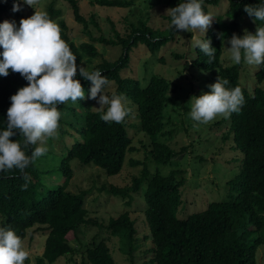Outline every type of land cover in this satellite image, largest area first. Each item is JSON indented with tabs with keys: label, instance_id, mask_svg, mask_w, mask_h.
Segmentation results:
<instances>
[{
	"label": "trees",
	"instance_id": "16d2710c",
	"mask_svg": "<svg viewBox=\"0 0 264 264\" xmlns=\"http://www.w3.org/2000/svg\"><path fill=\"white\" fill-rule=\"evenodd\" d=\"M66 1L70 4L74 21L82 25L83 32L90 41L76 47L71 30L65 22L59 23L62 38L77 56L78 66L82 63L83 55L91 59L99 55L94 43L121 48L119 58L114 61L104 60L91 70L101 71L111 82L109 86L114 89L113 93L126 97L131 108L127 117H138L139 126H136L149 139L150 150L145 153L141 162L131 159L129 154L134 152L135 148L132 146L129 130L135 128V124L128 122L126 118L122 123L105 122L101 116L106 107L101 111H91L89 101L93 99L88 97L92 85L90 81L79 76L78 72L76 78L81 81L85 90V99L77 101L80 109L84 110L83 113L78 114L68 102L58 106L61 112L58 129L61 139L73 138L70 130L78 135L66 148V154L58 162L56 170H53L62 175L64 184L52 187L44 184V177L51 171L41 170L39 167V161L43 164V156L24 170L30 176L26 190L21 188L25 180L24 174L19 170L0 172V227L12 228L23 241L28 234L30 239L36 234L45 237L44 248L42 254L36 257V264H56L62 258L72 261L74 255L80 256L78 264H116L104 240H93L86 245L80 243L79 234L83 226L105 228L111 237L118 239L119 252L132 260L139 244L135 220L131 218V213L125 211L115 218H110L104 227L88 215L85 208L87 192L72 193L66 190L73 177L70 167L73 160L83 168L96 167L108 177L119 175L123 165L129 160L132 167H142L139 175L133 176L130 185H109L107 188L102 187L100 191L120 197L129 207L133 202V195L139 194L145 185L144 221L152 243L149 251L153 254L152 259L145 264H256V251L260 246L264 247V89L257 86L253 92H248L240 83L242 62L223 66L221 55L227 38H231L234 33L242 36L240 28L244 19L254 21V18L244 11L245 5H259L264 3V0H228L226 12L215 17L201 38L210 39L216 49L212 63H207L208 57L199 48L193 49L195 58L190 66L198 71L214 74L218 78L228 79L229 88L239 86L245 103L238 113H232L230 118L222 121H228V131L223 139L231 141L229 147L237 154L231 162L238 164L235 166L237 172L226 182L227 200L210 203L204 211L188 215L186 218L185 209L190 205H185L182 213V172L173 170L164 176L158 172L151 173L147 167L149 162L168 166L177 162V158L181 159L187 151V147H182L177 152L167 143L160 141L161 136L170 135V132H165V108L169 102L170 81L152 76L143 88L138 80L122 75L128 67L132 49L143 44L153 54L171 41L173 34L178 30H155L140 21L139 26H130L125 36H120L113 28L111 38H94L88 30L89 25L98 28L94 14L88 19L84 18L79 12L76 0ZM219 1L204 0V3L217 5ZM14 2L19 0L0 1V23L5 20L12 21L11 17L20 15L21 10L12 11ZM91 3L112 8L132 5V1L126 0H94ZM178 4L179 2L173 7ZM47 12L53 20L60 15V11L54 9L53 3L48 5ZM254 23L256 28L264 26V21ZM2 51L0 48V53ZM254 76L257 85L264 82V64L258 66ZM27 83L19 73H13L11 70L7 77L0 76V131L6 128L10 97ZM77 125L80 129H77ZM12 139L23 142L24 138L17 134ZM36 146L30 147L34 149ZM177 214L183 219L177 218ZM73 243H77L78 247H74Z\"/></svg>",
	"mask_w": 264,
	"mask_h": 264
},
{
	"label": "rangeland",
	"instance_id": "374dc122",
	"mask_svg": "<svg viewBox=\"0 0 264 264\" xmlns=\"http://www.w3.org/2000/svg\"><path fill=\"white\" fill-rule=\"evenodd\" d=\"M76 1L78 2L79 12L84 18L88 19L91 14H94L98 28L93 25L88 26V30L94 38L99 36L111 38L113 36V28L120 36H125L129 32L130 26H139L140 21L145 22L147 26L155 30H169L171 28V20L166 10L173 8L178 2H184V0H126L132 1L130 7L112 8L93 5L91 2L94 0ZM19 3L21 5L20 15L11 17L17 27H19V22L22 18H28L34 14V8L47 11L48 5L53 3L54 9L60 11L59 17L55 20L58 23H66L71 30L72 40L76 47H79L82 43L90 42L87 35L83 32L82 25L74 21L70 4L66 0H39V4L34 5V8L24 4L23 0H19ZM204 4L205 12L212 13L214 17L222 16L229 6L228 0H220L217 5ZM240 29L243 36L245 29L255 34L257 28L253 20L245 18ZM175 32L171 41L153 54L143 44L132 49L128 67L122 72V75L123 77L138 80L143 88L147 86L152 76L162 77L170 81L169 102L165 108V132H170V135L161 136L160 141L167 143L177 152L182 147H187V151L181 159L180 157L177 158V162H173L168 166L149 162L147 167L151 173L158 172L164 176L173 170L182 172L181 176L184 178L182 213L185 205H190H188V209H185L187 214L184 217L186 218L188 215L204 211L210 203H219L227 200L226 182L237 172L238 169L235 166L238 164L231 162V159L237 155L229 147L232 144L231 141L223 139L228 131V121L222 122L225 118L218 116L212 122L202 124L193 121L189 115L191 97H198L202 93L210 92L211 89L208 86L215 83L218 79L214 74L198 71L190 66L191 61L195 58L193 50L195 40L197 38L201 39L204 34L199 30L192 33L188 31ZM230 39L227 38L223 45L221 55L223 66L235 64L231 60L230 52L228 51V47H230L228 41ZM94 46L98 50L99 55L94 59L83 55L82 63L84 64H80V66L88 67L89 70L104 60H116L122 52L120 47L103 46L98 43H94ZM257 68L258 66L256 65H248L242 61L240 83L250 93L257 86L264 89V82L260 85L256 83L254 75ZM113 91L114 89L111 86L106 89V93L109 96ZM89 102L91 111L103 110L99 108L98 98ZM68 104L75 108L78 114L81 115L83 113L84 110L80 109L78 102L69 101ZM72 120L74 121V119ZM126 120L135 124V128L129 130L135 151L129 155L132 160L141 162L145 153L150 150L149 139L137 128L139 126L138 117H126ZM77 129H80L78 125ZM70 131L74 137L78 136L75 131ZM59 133L58 130L57 138L47 140L46 147L48 151L44 155L45 157H42L44 158L43 164L40 163L41 161L38 163L41 170L51 171L44 177V184L51 187L64 184L65 180L62 175L53 170H56L58 162L66 154V148L74 141V137L61 139ZM37 146L39 145L37 144ZM129 162V160L126 161L119 175L108 177L96 167L86 166L83 168L78 166L76 160H73L70 162L73 177L68 182L66 190L72 193L87 192L85 208L88 211V215L104 227L110 218H115L125 211H129L131 218L135 220L139 248L135 251L132 260L127 259L119 252L118 239L111 237L105 228L96 226L81 227L79 234L81 244H90L93 240L96 242L104 240L116 264H145L153 257L152 252L149 251L152 243L148 226L145 225L144 221L145 203L143 191L145 190V185H143L139 194L133 195L134 199L129 207L125 205V200L120 197L100 191L102 187L107 188L109 185L117 187L130 185L131 179L133 176L139 175L142 167H132ZM177 218L183 219L179 214H177ZM147 237L149 238L146 239ZM44 239L45 237L40 236V234H36L30 239L28 234L24 244L30 252V256L28 263L25 261V264H36V257L42 254L44 248ZM73 246L78 247L77 243H73ZM76 263H80L79 255H74L72 261H69L68 258H62L56 264ZM256 264H264L263 246H260L256 251Z\"/></svg>",
	"mask_w": 264,
	"mask_h": 264
},
{
	"label": "clouds",
	"instance_id": "9594fccd",
	"mask_svg": "<svg viewBox=\"0 0 264 264\" xmlns=\"http://www.w3.org/2000/svg\"><path fill=\"white\" fill-rule=\"evenodd\" d=\"M23 2L31 7L39 4V0ZM203 5L204 0H184L167 9L166 13L171 17L170 27L191 33L199 30L205 34L215 17L210 12L206 13ZM34 9L33 15L20 20L19 27L14 21L0 23V48L3 49L0 53V76L7 77L11 70L28 82L10 97L6 128L0 131V172L16 169L23 173L25 183L22 190L27 189L30 181L24 170L47 153L48 139L58 137L61 118L58 106L85 99L84 87L76 78L78 72L79 76L91 82L88 98H98L101 109L106 106L102 120L122 123L131 112L123 94L112 93L109 96L106 93L111 82L101 71L78 66L77 56L62 38L59 23L50 18L46 10ZM20 10V3L14 2L12 11ZM244 11L254 18V22L264 21V3L245 5ZM228 43L233 63L264 64V26H257L255 34L247 29L242 37L234 33ZM194 47L208 57V64L215 60L216 49L210 39L197 38ZM227 85L228 79L218 78L208 86L210 92L191 97L190 118L208 124L218 116L227 119L232 113H238L245 103L242 89ZM17 134L24 138L23 142L12 139ZM37 144L39 146L31 149L30 146ZM29 256L30 252L15 230L0 227V264H25Z\"/></svg>",
	"mask_w": 264,
	"mask_h": 264
}]
</instances>
